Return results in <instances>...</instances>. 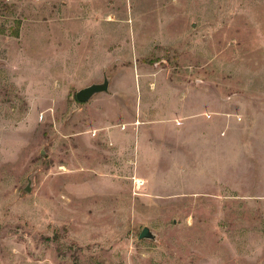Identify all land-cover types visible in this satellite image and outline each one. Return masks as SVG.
<instances>
[{"label":"rangeland","instance_id":"1","mask_svg":"<svg viewBox=\"0 0 264 264\" xmlns=\"http://www.w3.org/2000/svg\"><path fill=\"white\" fill-rule=\"evenodd\" d=\"M0 264H264V0H0Z\"/></svg>","mask_w":264,"mask_h":264},{"label":"water","instance_id":"2","mask_svg":"<svg viewBox=\"0 0 264 264\" xmlns=\"http://www.w3.org/2000/svg\"><path fill=\"white\" fill-rule=\"evenodd\" d=\"M109 88H110V79L107 75H105L102 82H95L78 90L76 92V98L80 102L83 103L88 102L95 95L102 92H108ZM30 189H31L30 186L26 187L27 191H30ZM139 239L156 240L157 234L149 226H144L139 234Z\"/></svg>","mask_w":264,"mask_h":264},{"label":"crops","instance_id":"3","mask_svg":"<svg viewBox=\"0 0 264 264\" xmlns=\"http://www.w3.org/2000/svg\"><path fill=\"white\" fill-rule=\"evenodd\" d=\"M89 101H90V100H89ZM129 136L132 137L131 134H129ZM120 137H122V139H124L126 136H125L124 133H122ZM130 144H131V143H129V138L124 139L123 146H125V147L128 146V147H129Z\"/></svg>","mask_w":264,"mask_h":264},{"label":"built area","instance_id":"4","mask_svg":"<svg viewBox=\"0 0 264 264\" xmlns=\"http://www.w3.org/2000/svg\"><path fill=\"white\" fill-rule=\"evenodd\" d=\"M179 122V121H178ZM180 123V122H179ZM143 180L141 178H135V184L137 187H141L143 185Z\"/></svg>","mask_w":264,"mask_h":264}]
</instances>
